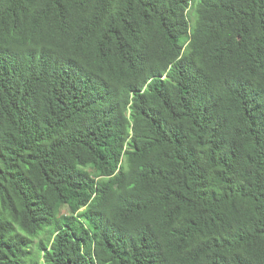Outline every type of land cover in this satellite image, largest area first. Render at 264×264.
Here are the masks:
<instances>
[{
    "label": "trees",
    "instance_id": "16d2710c",
    "mask_svg": "<svg viewBox=\"0 0 264 264\" xmlns=\"http://www.w3.org/2000/svg\"><path fill=\"white\" fill-rule=\"evenodd\" d=\"M0 264H264V0H0Z\"/></svg>",
    "mask_w": 264,
    "mask_h": 264
},
{
    "label": "rangeland",
    "instance_id": "374dc122",
    "mask_svg": "<svg viewBox=\"0 0 264 264\" xmlns=\"http://www.w3.org/2000/svg\"><path fill=\"white\" fill-rule=\"evenodd\" d=\"M65 212H66V214H68L67 210H66ZM63 214H64V213H63Z\"/></svg>",
    "mask_w": 264,
    "mask_h": 264
}]
</instances>
